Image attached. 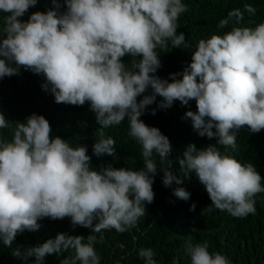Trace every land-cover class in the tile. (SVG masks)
I'll return each mask as SVG.
<instances>
[{
    "label": "clouds",
    "instance_id": "1",
    "mask_svg": "<svg viewBox=\"0 0 264 264\" xmlns=\"http://www.w3.org/2000/svg\"><path fill=\"white\" fill-rule=\"evenodd\" d=\"M37 3L0 0V13L6 14L0 27V79L19 75L23 69L44 77L42 88L51 92L55 103H88L100 125V138L93 145L97 157L116 155L115 140L104 138L103 130L127 118L128 136L141 146L143 168L109 165L96 170L87 147L53 138L44 116L31 114L25 122H10L0 112V130L12 133L11 140L0 135L4 246L10 248L25 231L38 232L39 221L45 218H70L73 228H91L94 233L113 229L125 233L145 215V204L154 202L152 186L158 171L165 187L182 185L194 174L211 200L204 212L218 209L236 218L256 212L254 197L264 192V178L252 163L241 164L217 147L235 150L236 133L245 126L251 133L264 130V23L237 26L245 12L255 14L254 7L230 10L217 27L226 28L232 21L231 30L201 39L192 48L185 34L177 33L178 20L188 10L182 0H51L52 9L34 12L22 21ZM169 44L172 49L192 48L191 63L183 72L161 79L156 75L161 67L156 49ZM125 56L135 58L131 67L123 62ZM149 89L151 94L144 95ZM157 97L161 100L151 110L153 116L176 101L186 106L194 100L196 111H187L185 117L198 136L217 139L215 145L199 150L189 144L183 158H178L179 176L170 170L169 139L140 119ZM154 156L160 158L159 168ZM173 195L188 201L191 194L175 187ZM95 242V235L85 240L59 233L11 254L44 264L47 256L71 250L73 255L60 264H100ZM208 248L207 241L189 244L190 264H230L225 255ZM138 255L145 264H156L152 249L141 248Z\"/></svg>",
    "mask_w": 264,
    "mask_h": 264
},
{
    "label": "trees",
    "instance_id": "2",
    "mask_svg": "<svg viewBox=\"0 0 264 264\" xmlns=\"http://www.w3.org/2000/svg\"><path fill=\"white\" fill-rule=\"evenodd\" d=\"M188 10L181 14L178 20L177 33L183 32L186 43L195 48L201 39H208L211 35H223L231 30L232 21L226 28L219 29L217 25L227 13L233 9L243 10L245 5L256 9L254 15L245 12L241 25L255 27L264 23V0H182ZM62 3V0H61ZM54 6L51 0H38L35 7L20 18L27 21L29 16L37 11L46 12ZM5 13H0V27L3 26ZM192 48L156 49L161 67L156 75L161 79H168L170 74L183 72L191 63ZM135 58L125 56L123 62L131 67ZM139 59V57L137 58ZM182 78V77H179ZM42 75L30 71L20 70V74L0 79V112L10 122H25L31 114L42 115L49 121L53 138L59 136L68 141L70 146L83 145L87 147V155L91 157V166L99 170L111 165L114 168L128 167L131 170L143 168L141 146L128 136L129 125L127 118L120 124L104 129V138L115 140V156L93 154V145L99 139L100 125L95 115L90 111V105L72 106L55 103L50 91H44ZM149 89L144 95H150ZM143 97H139L142 99ZM161 98L150 105L140 119L149 127H156L165 135L171 144L172 152L168 158L170 170L181 175L178 158H183V152L189 144H195L197 149L209 144L215 145L217 139L209 140L200 137L192 127L190 118L185 117L187 111H196L195 101L188 105L174 102L169 109H157L156 115L151 110L156 108ZM14 127V125H13ZM215 131V129H213ZM0 135L11 140L10 129L0 130ZM236 149H227L217 145L222 155H229L241 164L252 163L258 173L264 178V130L251 133L245 126L236 133ZM160 167V158L153 157ZM167 166V165H165ZM163 173L158 171L154 177V202L145 204V215L140 218L136 227L125 233H118L114 229L94 233L91 228H73L70 218L63 220H40L41 228L38 232L25 231L18 234L11 245L6 247L0 242V264H34V258L22 260L14 257L13 250L21 251L39 245L47 239H54L59 233L79 235L85 237L96 236L94 249L100 257V264H145L138 252L141 248L152 249L156 264H190V256L186 252L189 244L196 245L207 241L210 253L219 252L225 255L230 264H264V192L254 197L256 212L245 218H236L226 211L213 209L212 212L203 210L211 205V200L198 182L194 174L185 178L182 185L173 184L165 187L162 183ZM264 186V179L261 181ZM184 187L190 195L188 201L177 199L173 195V188ZM195 204V210L191 206ZM86 242V241H85ZM73 255L71 250L59 255H49L44 264H60L64 258ZM79 264V262H78Z\"/></svg>",
    "mask_w": 264,
    "mask_h": 264
}]
</instances>
